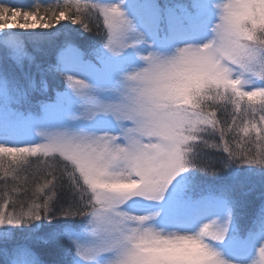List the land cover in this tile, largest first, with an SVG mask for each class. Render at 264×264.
<instances>
[{"label": "snow or ice", "instance_id": "1", "mask_svg": "<svg viewBox=\"0 0 264 264\" xmlns=\"http://www.w3.org/2000/svg\"><path fill=\"white\" fill-rule=\"evenodd\" d=\"M236 163L264 0H0V264H264V174L197 175Z\"/></svg>", "mask_w": 264, "mask_h": 264}, {"label": "trees", "instance_id": "2", "mask_svg": "<svg viewBox=\"0 0 264 264\" xmlns=\"http://www.w3.org/2000/svg\"><path fill=\"white\" fill-rule=\"evenodd\" d=\"M14 3L28 2V0H13ZM87 35V34H86ZM6 166V163H5ZM262 174H264V169L257 168L256 166H249L241 163L233 164L230 168L224 170L223 173L213 176L211 174L198 173L197 175L202 181H207L208 185L216 183L221 178H237L243 181L246 185H256L259 186L262 180ZM0 175H2V170H0ZM26 175V174H25ZM250 175V176H249ZM44 221L43 224H46Z\"/></svg>", "mask_w": 264, "mask_h": 264}, {"label": "rangeland", "instance_id": "3", "mask_svg": "<svg viewBox=\"0 0 264 264\" xmlns=\"http://www.w3.org/2000/svg\"><path fill=\"white\" fill-rule=\"evenodd\" d=\"M249 176H250V175H249ZM203 183L206 184V185H208V182H207V181H203ZM38 223H39V222H38ZM47 223H48V222H47ZM47 223H46V224H47Z\"/></svg>", "mask_w": 264, "mask_h": 264}]
</instances>
